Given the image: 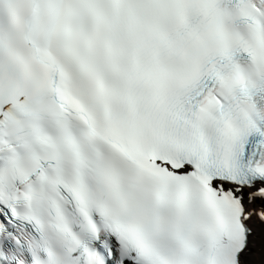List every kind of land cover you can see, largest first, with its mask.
I'll return each mask as SVG.
<instances>
[{
    "label": "snow or ice",
    "instance_id": "1",
    "mask_svg": "<svg viewBox=\"0 0 264 264\" xmlns=\"http://www.w3.org/2000/svg\"><path fill=\"white\" fill-rule=\"evenodd\" d=\"M0 264H264V0H0Z\"/></svg>",
    "mask_w": 264,
    "mask_h": 264
}]
</instances>
